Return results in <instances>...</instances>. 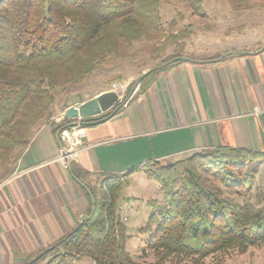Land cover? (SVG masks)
Here are the masks:
<instances>
[{
    "label": "trees",
    "instance_id": "obj_1",
    "mask_svg": "<svg viewBox=\"0 0 264 264\" xmlns=\"http://www.w3.org/2000/svg\"><path fill=\"white\" fill-rule=\"evenodd\" d=\"M158 1L0 0V168L28 143L33 125L48 114L55 88L82 82L108 54H114L113 34L124 37L127 44L158 34L155 45L130 51L126 57L115 53L119 57L143 52L151 60H161L170 44L178 52L153 68L166 67L180 56L190 30L163 32ZM259 1L229 0V5L234 12L249 11L263 6ZM186 2L194 14L205 16L202 0ZM242 28L230 27L227 32L239 34ZM218 58L221 54L202 59ZM263 162L264 152L224 145L183 159L144 164L145 176L159 185L163 197L147 201L150 214L138 228L147 237L145 247L164 256L204 257L264 243V206L253 203L254 197L264 202V189L252 192ZM135 170L89 185L94 198V207L87 212L90 217L27 264L47 257L45 264H72L84 258L94 264H142L140 256L127 250L130 235L119 217L121 192ZM73 171L77 178L89 175Z\"/></svg>",
    "mask_w": 264,
    "mask_h": 264
},
{
    "label": "crops",
    "instance_id": "obj_2",
    "mask_svg": "<svg viewBox=\"0 0 264 264\" xmlns=\"http://www.w3.org/2000/svg\"><path fill=\"white\" fill-rule=\"evenodd\" d=\"M184 20L174 27V32L190 30L180 56L138 83L155 68L131 85L133 77L116 82L121 100L113 107L89 118L35 124L11 168L0 171V264H27L72 231L92 207L89 185L99 178L136 169L121 192L119 217L127 221L141 203L143 226L150 214L147 201L162 199L159 185L143 172L147 162H170L224 145L264 152V38L238 24L224 31L243 26L241 33L222 31L223 41L216 43L209 39L214 25L204 29L196 20L203 26L198 31L190 22L182 25ZM218 54L221 58L202 59ZM112 88L83 99L75 89L61 113ZM70 122L79 124L74 144L63 142L59 133ZM65 147L74 150L68 162L56 159ZM73 169L89 175L77 178ZM72 264L94 262L84 258Z\"/></svg>",
    "mask_w": 264,
    "mask_h": 264
},
{
    "label": "rangeland",
    "instance_id": "obj_3",
    "mask_svg": "<svg viewBox=\"0 0 264 264\" xmlns=\"http://www.w3.org/2000/svg\"><path fill=\"white\" fill-rule=\"evenodd\" d=\"M202 1L203 10L206 13L204 17L194 14L191 11L190 6L186 2V0H159L158 6L160 16V29L163 30V32L165 31L166 33L173 32L176 27L174 28L172 26L171 21L176 22L177 25L179 21H183L185 19L184 22H182V25H185L186 27L187 23L190 22V24L192 23L193 26H196L195 28L199 31L200 27L198 26L201 25V28L203 26L202 23L199 25L198 21L200 20L201 22L202 20V22L204 23V29L206 27L212 30L213 25L215 26V29L212 30V34H209V36L211 37L209 39L216 43L223 41V39L219 38V36L227 26L238 24H243V26L245 25L244 27H246L247 30H251L250 35L255 33L258 36V39L264 38V31L262 29L264 28V0H260L258 2V5H263L260 6V8L238 12H233L230 10L229 0ZM246 1L252 4L256 3L258 0ZM239 5H242V2H239ZM252 26L254 27L251 29L248 28ZM244 27L242 29H244ZM256 28L258 30L254 31V29ZM228 29H226L224 32H227ZM113 37L114 39H112V45L114 44L113 40H115V44H117L113 50L114 54H108L106 61L103 63H98L93 71L82 82L75 84L74 86L73 84L66 83L64 85L56 87L53 92V104L47 112L48 114H46L45 117H43V119H41L40 121L47 120L49 118L50 122H57V120L63 116L61 110L65 102L64 99H67V97L71 95V91L75 89L77 92L76 94H78L79 97L83 99L99 91L100 88H107L109 86L111 87V85L113 86L116 82H119L122 79H127L128 77L129 79H131L133 77V79L129 81L130 84L134 79H137V77L140 76L145 70L153 68L155 64H159L163 59L168 60L170 57H172L171 55L178 52L175 51V46L170 44L166 47V51L163 53L161 60H151L149 56L145 55V53L143 52H141L139 55L129 56L127 58L119 57L115 55V53H118L119 55L124 54L123 56L126 57V54H129L130 51H134L136 53L141 47H151L155 45L159 40L158 34L154 33L151 39L141 38L131 41L129 44L126 43L127 41H125L124 37H117L115 34H113ZM103 83L105 84L102 85ZM133 85L134 84H132V86ZM123 94L126 93L124 92ZM123 96L124 95H122V97ZM75 104L76 103L72 105ZM63 122L64 120L61 121V123ZM34 126L35 124L33 125V128ZM33 128L31 129V131L33 130ZM18 150L20 149H16L14 151L11 161L8 162L7 165H4L2 168H0V171L11 168L12 163L15 161V154ZM253 185V194L263 191L264 165L259 169L255 184ZM253 203L257 207L264 206V202H259L256 197L253 198ZM143 208H146L145 205L139 203V206H137L136 210L131 211V215L130 217H128V220L123 221L127 225L128 233L130 235V238L126 243L127 250L136 257L140 256L139 261L142 264H264V243L254 246H248L245 249L230 248L221 250L208 254L204 257L187 254H172L164 256L161 252L156 253L152 250H148L145 247L146 237L138 232V227L142 225V221L145 219V214L142 213ZM149 212L150 210H148V213ZM45 259H48V257ZM39 264L45 263L40 262Z\"/></svg>",
    "mask_w": 264,
    "mask_h": 264
},
{
    "label": "water",
    "instance_id": "obj_4",
    "mask_svg": "<svg viewBox=\"0 0 264 264\" xmlns=\"http://www.w3.org/2000/svg\"><path fill=\"white\" fill-rule=\"evenodd\" d=\"M264 45L261 46V48H263ZM178 59H183V60H188L190 61V58L187 57H179ZM151 71L148 70L147 72H145L140 78L139 80H137V83L140 82V80ZM121 100L120 95L118 94V91L116 90H107L102 92L101 94H98L95 97L89 98L88 100L81 102V103H77L75 105H71L68 106L63 113V118L66 120H73V119H78V118H89L95 115L100 114L101 112H105L108 109H110L111 107H113L116 103H118ZM75 122H70L68 124V126L70 125H74ZM79 184L82 185V183L80 181H78ZM86 190H88V188L85 185H82ZM90 194L91 197V202H92V209L94 207V198L93 196ZM90 216L88 215H82L78 225H80L84 220H86L87 218H89ZM77 225V226H78ZM76 226V227H77ZM75 227V228H76ZM74 228V229H75Z\"/></svg>",
    "mask_w": 264,
    "mask_h": 264
},
{
    "label": "built area",
    "instance_id": "obj_5",
    "mask_svg": "<svg viewBox=\"0 0 264 264\" xmlns=\"http://www.w3.org/2000/svg\"><path fill=\"white\" fill-rule=\"evenodd\" d=\"M112 90H117L115 85H113ZM61 118L64 119L63 116ZM77 125L79 124L75 123L74 125L61 128L60 138L62 139L63 142L66 143L69 142L71 144L75 143L74 138L76 137L77 132L79 131V126ZM73 154H74V150H72V148L65 147L62 148V151L56 156L57 157L56 159H60L68 162L69 158H71Z\"/></svg>",
    "mask_w": 264,
    "mask_h": 264
}]
</instances>
